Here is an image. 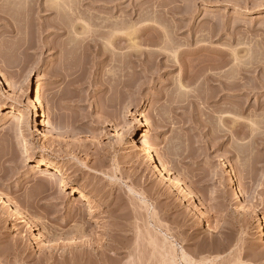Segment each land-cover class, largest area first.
Listing matches in <instances>:
<instances>
[{"label": "rangeland", "instance_id": "374dc122", "mask_svg": "<svg viewBox=\"0 0 264 264\" xmlns=\"http://www.w3.org/2000/svg\"><path fill=\"white\" fill-rule=\"evenodd\" d=\"M62 1L0 0V192L35 229L0 206V264H264V0Z\"/></svg>", "mask_w": 264, "mask_h": 264}, {"label": "bare ground", "instance_id": "6f19581e", "mask_svg": "<svg viewBox=\"0 0 264 264\" xmlns=\"http://www.w3.org/2000/svg\"><path fill=\"white\" fill-rule=\"evenodd\" d=\"M58 1V3L60 4V2L59 1H61V0H57ZM64 1V0H63ZM62 1V2H63ZM56 5H57V3H56ZM61 5V4H60ZM61 6H63V4L61 5ZM61 6H59L58 5V7H60L61 8ZM70 6V5H69ZM72 6H74V5H72ZM54 8H56V7H54ZM59 8V9H60ZM72 8H74V7H72ZM109 8V7H108ZM48 9V8H47ZM50 9V8H49ZM61 10V9H60ZM63 10L65 11V8H63ZM62 10V11H63ZM71 10H73V9H70V11ZM74 11V10H73ZM3 12V11H2ZM58 12V11H57ZM67 12V11H66ZM65 12V13H66ZM59 13V12H58ZM57 14V13H56ZM64 15V14H63ZM62 16V15H61ZM110 22V21H109ZM108 21L106 22V23H109ZM76 23V22H75ZM122 24H124V23H122ZM122 24H121V26H122ZM59 25V27H60V24H58ZM73 25H75V24H73ZM77 25V24H76ZM74 26L75 28L78 26ZM80 25V24H79ZM112 25V24H111ZM125 25L127 26V24L125 23ZM87 26H89L88 24H86V27ZM103 26H105V25H102V27ZM110 26V23L108 24V27ZM83 27H84V25H83ZM86 27H84L83 29H86ZM122 27H124V28H122ZM121 28L122 29H124V30H126V29H128V28H126L125 26H122ZM80 28V27H79ZM104 28V27H103ZM112 28V27H111ZM60 28H58V30H59ZM62 29V28H61ZM64 29V28H63ZM65 29H66V27H65ZM74 29V28H73ZM88 29H90L89 27H88ZM105 29V28H104ZM110 29V28H109ZM77 31V30H76ZM86 31H87V29H86ZM122 32H125V31H122ZM96 33V32H95ZM97 34V33H96ZM97 41V40H96ZM97 43V42H96ZM109 44V43H108ZM110 44H111V42H110ZM109 44V45H110ZM112 45V44H111ZM85 46V45H84ZM102 47V46H101ZM101 47H99V45L98 44H92V42H90V41H88V44L86 43V52L87 51H93V53H94V51H95V53L94 54H99V53H101V51H102V49H101ZM203 49V48H202ZM199 50H201V49H199ZM103 51L105 52V50L103 49ZM206 51H207V49H206ZM85 52V51H84ZM97 52V53H96ZM201 52V51H200ZM220 52V51H219ZM92 52H91V54H93ZM108 54V53H107ZM196 54H197V52H196ZM236 55H237V53H236ZM235 54H234V57L236 56ZM103 57H105L106 58V56H108V55H106V56H104V55H102ZM238 56V55H237ZM236 58V57H235ZM237 61H238V58L236 59ZM222 61V60H221ZM208 62V61H207ZM219 62H220V60H219ZM202 63V62H201ZM208 63H211V62H208ZM208 63H207V65L206 66H209L208 65ZM216 63V62H215ZM221 63H223V61L221 62ZM202 64H206V63H202ZM212 64V63H211ZM214 64V63H213ZM218 63H216L215 65H217ZM200 65V64H199ZM214 65V66H215ZM220 64H218L217 66H219ZM203 66V65H202ZM205 66V67H206ZM211 66H213V65H211ZM216 66V67H217ZM198 67V66H197ZM197 67H196V71L198 70L197 69ZM203 68V67H202ZM201 67H200V69L196 72L195 70H193L195 73H197L196 75H194L193 77L194 78H192L193 79V83H194V85H195V83L197 84L198 82V80L200 79V76L202 77V75L204 76V74L202 73V75L200 74L199 75V73H200V71H201V69H202ZM207 68V67H206ZM204 69V71L205 72H207V69ZM218 68V67H217ZM211 70V69H210ZM203 71V70H202ZM204 72V73H205ZM237 72V71H236ZM241 72H243V71H241ZM247 72V71H246ZM195 73H193V74H195ZM208 73V72H207ZM248 73V72H247ZM234 74V73H233ZM240 75H241V73H240ZM243 75H244V72H243ZM210 76V75H209ZM220 76V75H219ZM224 75H222V77H223ZM234 76V75H233ZM210 77H213V76H210ZM216 77L217 76H215V78H214V80L213 81H215V79H216ZM221 77V76H220ZM242 77V76H241ZM245 77H246V75H245ZM244 77V78H245ZM199 78V79H198ZM205 78H206V76H205ZM207 78H208V75H207ZM213 78H208V79H205L206 80V83L207 82H209L210 83V79H213ZM226 78H227V76H226ZM191 79V80H192ZM219 79V78H218ZM234 79H236V78H234ZM242 79V78H241ZM240 79V80H241ZM202 80H204L203 78H202ZM204 80V81H205ZM207 80H209V81H207ZM217 80V79H216ZM222 80V79H221ZM220 80V81H221ZM237 80V79H236ZM244 80H246V79H243V81ZM200 81V80H199ZM213 81L211 82V83H213ZM223 81H224V78H223ZM223 81L222 82H220L221 83V85H223V87H224V89H228V91L229 90H232L233 89V91H234V87L235 86H232V88L230 89V83L227 85V83H223ZM226 82V81H225ZM245 82V81H244ZM218 83V82H217ZM219 83V84H220ZM233 83H235V82H232V84ZM239 83V82H238ZM236 84V83H235ZM241 84V83H240ZM239 84V85H240ZM210 85V84H209ZM234 85V84H233ZM242 85V84H241ZM240 85V89H238V86H236L237 87V89L238 90H240L241 91V87L242 88H244V89H242V93L246 96H250V93L251 92H253V91H251L250 90V87H249V92H247L248 91V89H246V88H248V87H246L245 86V84H243L242 86ZM229 87V88H228ZM220 88V87H219ZM223 89V88H222ZM222 89H220V91L222 90ZM236 89V94L238 93H240V91L238 92V90ZM226 90H222V91H226ZM221 91V92H222ZM244 91H245V93H244ZM235 92V91H234ZM224 93V92H223ZM241 94V93H240ZM255 94V93H254ZM231 96V95H230ZM233 96V95H232ZM248 96V97H249ZM246 101V100H245ZM246 102H248V101H246ZM259 103H261V102H259ZM243 104V103H242ZM261 104H263V103H261ZM245 105V104H244ZM242 106V105H241ZM256 107V106H255ZM252 108V107H251ZM254 108V107H253ZM240 110H243V108L242 109H240ZM244 110H245V108H244ZM243 110V111H244ZM248 110V109H247ZM39 118V117H38ZM39 122L41 123V127H42V129H43V131L46 133V134H48V135H50L52 138H67L68 137V135H66V134H64V133H62V132H59L58 130H56L54 127H52V126H50V125H48L47 123H45L44 121H41V118L39 119ZM241 126V125H240ZM69 138V137H68ZM137 150H138V152L140 153V155L146 160V162H148L149 163V165L154 169V171L156 172V173H159L160 174V176L162 177V178H164V180L167 182V183H169L171 186H174V187H176L179 191H181V192H183V194H184V196L186 197V198H188V199H190L191 201H193V202H195V197H194V195H193V193L191 192V190L189 189V188H187V187H185V185L179 180V179H177L174 175H173V173L169 170V169H167L166 167H165V165H163V163L157 158V156H156V154L154 153V151L146 144V143H144V142H142L141 140H139L138 141V143H137ZM37 166H39L41 169H43V170H45V172H46V174H47V176H49V177H51L52 179H53V182H54V185H56L58 188H66V189H72L73 188V190L75 191V192H79V194H80V197L82 198V200L80 201V204H79V208L80 209H82L84 206H86L85 204V201H87V203L88 204H90V205H92V204H94V200L91 198V197H89L88 195H87V193H84V192H82V191H79V190H76V189H74V187H72L71 186V184L69 183V179H68V177H67V175L65 174V173H63V172H58L55 168H53L52 167V165H50L49 163H46L45 161H42V160H38L37 161ZM227 171H228V174H231V176H230V179L228 180V186L234 191V194L235 195H237V193H238V178L236 177V175L235 174H233V172H232V170L230 169V168H228L227 167ZM84 199V200H83ZM0 206L1 207H3V208H8V209H10V211H11V213L14 215V217H15V219L20 223V224H25L26 225V227L28 228V229H31L32 231H35V229H34V227H33V225L31 224V222L29 221V219L27 218V217H25L22 213H21V210H20V208H19V206L16 204V203H13V202H10L9 201V199L5 196V195H3L1 192H0ZM84 209V208H83ZM80 211H82V210H80ZM71 215H72V213H71ZM74 215V214H73ZM72 215V216H73ZM85 215V214H84ZM69 218H71V217H69ZM70 222H71V220H69ZM109 232V231H108ZM108 232H107V234H108ZM111 234V233H110ZM109 236V235H108ZM263 236H264V234H263ZM109 238V237H108ZM110 238H111V235H110ZM110 242V241H109ZM110 244V243H109ZM110 248H111V245L109 246ZM113 247H115V246H113ZM99 248V247H98ZM105 248H107V246L105 247ZM100 249V248H99ZM98 250V249H97ZM110 249H108V251H109ZM111 250H113V249H111ZM110 250V251H111ZM100 251V250H99ZM102 251V250H101ZM105 252V251H104ZM101 254V253H100ZM102 254H103V252H102ZM105 254H107L106 252L104 253V255ZM96 255H97V253H96ZM100 256V255H99ZM105 256H107V255H105ZM101 257V256H100ZM102 258H103V255H102Z\"/></svg>", "mask_w": 264, "mask_h": 264}]
</instances>
